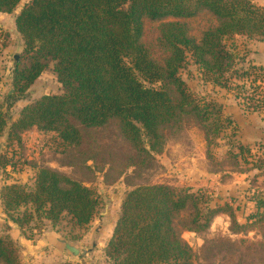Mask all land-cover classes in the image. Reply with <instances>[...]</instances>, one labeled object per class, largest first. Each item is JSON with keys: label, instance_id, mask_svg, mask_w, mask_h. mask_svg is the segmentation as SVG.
Segmentation results:
<instances>
[{"label": "trees", "instance_id": "1", "mask_svg": "<svg viewBox=\"0 0 264 264\" xmlns=\"http://www.w3.org/2000/svg\"><path fill=\"white\" fill-rule=\"evenodd\" d=\"M20 1L0 0V12L11 13ZM201 12L216 24L196 38L180 20ZM144 19L166 20L159 26V38L170 52L162 63L141 42ZM15 26L27 61L15 62L13 91L22 95L52 61L63 92L43 95L22 108L8 127V140L18 141L20 133L36 128L56 131L63 142L73 143L79 131L69 118L83 128L117 119L121 135L144 151L143 136L150 148L157 146L159 128L177 113L192 114L207 125L205 107L190 100L178 69L190 58L207 79L226 87L234 57L223 41L235 35L264 41V7L250 0H29L15 17ZM139 76L148 83L173 86L178 98L173 100L161 87L146 86ZM5 127L0 110V136ZM218 131L216 126L214 132ZM1 197L6 218L18 227L23 219L11 213L27 203L52 222L66 213L78 226L89 223L99 206L89 187L49 168L38 170L29 190L7 183ZM186 207L192 209V232L204 231L220 213L241 226L231 206L204 211L198 195L189 189L137 186L123 197L105 256L113 264H192L191 249L173 226L174 216ZM255 208L250 218L264 221V200L257 199ZM0 261L20 264L11 241L1 236Z\"/></svg>", "mask_w": 264, "mask_h": 264}, {"label": "rangeland", "instance_id": "2", "mask_svg": "<svg viewBox=\"0 0 264 264\" xmlns=\"http://www.w3.org/2000/svg\"><path fill=\"white\" fill-rule=\"evenodd\" d=\"M28 1L21 0L11 13L0 12V110L6 118L0 136V204L7 183L16 182L29 190L38 170L49 168L89 187L97 195L99 206L89 223L82 226L66 213L52 222L42 212H34L30 203L20 206L11 214L22 217V226L11 230L0 221V236L11 241L19 263L113 264L104 248L120 215L123 197L137 186L166 184L194 192L203 210L231 206L241 224L236 227L227 214L220 213L204 231L195 233L189 230L192 209L180 210L173 226L180 240L190 247L192 264H264V221L250 218L256 211V200H264V45H260V52L259 40L241 35L224 39L234 57L226 87L212 83L187 58L178 76L190 100L205 107L207 125L192 114L177 113L159 128L160 140L154 148L144 136L146 150L134 148L121 135L117 119L83 128L69 118L79 131L73 143L63 142L56 131L36 128L20 133L18 141L8 140V127L22 108L43 95L63 92L52 61H47L22 95L13 91L15 62L27 61L15 17ZM164 21L143 20L141 42L158 63L170 52L159 38V26ZM180 21L196 38L216 24L205 12ZM140 80L146 86L167 90L173 100L178 98L174 87L165 82ZM0 213L5 214L3 205Z\"/></svg>", "mask_w": 264, "mask_h": 264}, {"label": "crops", "instance_id": "3", "mask_svg": "<svg viewBox=\"0 0 264 264\" xmlns=\"http://www.w3.org/2000/svg\"><path fill=\"white\" fill-rule=\"evenodd\" d=\"M250 1H252L254 4H256L258 6H263L264 7V0H250ZM257 43H258V47H259L257 50L260 51V48H261L260 45H264V41H258ZM0 207L2 208V205L1 204H0ZM0 221L2 223H5L8 227H10L11 230H13L14 228H17V226L14 223H12L10 220H8L6 218V215L5 214H1ZM22 241H24V237L23 238H20V242H22ZM23 244H24V242H23Z\"/></svg>", "mask_w": 264, "mask_h": 264}]
</instances>
